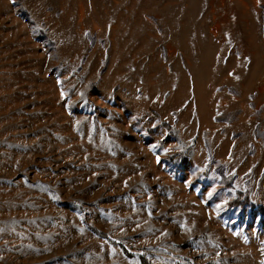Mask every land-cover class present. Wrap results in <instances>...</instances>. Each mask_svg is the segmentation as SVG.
Masks as SVG:
<instances>
[{"label":"rangeland","instance_id":"rangeland-1","mask_svg":"<svg viewBox=\"0 0 264 264\" xmlns=\"http://www.w3.org/2000/svg\"><path fill=\"white\" fill-rule=\"evenodd\" d=\"M141 257L264 264V0H0V264Z\"/></svg>","mask_w":264,"mask_h":264},{"label":"trees","instance_id":"trees-1","mask_svg":"<svg viewBox=\"0 0 264 264\" xmlns=\"http://www.w3.org/2000/svg\"><path fill=\"white\" fill-rule=\"evenodd\" d=\"M94 231H95L97 234L103 236V234H102L101 232L96 231V230H94ZM119 245H120V244H119ZM120 247L122 248V250H123L125 253H128L127 250H126V248H124V247L122 246V244L120 245ZM140 259H141V260H140L141 264H148V262H147L143 257H141Z\"/></svg>","mask_w":264,"mask_h":264}]
</instances>
